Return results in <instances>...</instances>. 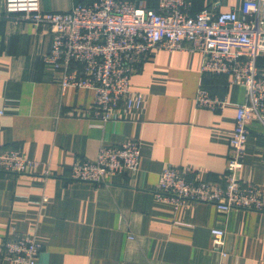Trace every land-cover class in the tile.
Returning <instances> with one entry per match:
<instances>
[{
  "label": "crops",
  "instance_id": "0c3cea01",
  "mask_svg": "<svg viewBox=\"0 0 264 264\" xmlns=\"http://www.w3.org/2000/svg\"><path fill=\"white\" fill-rule=\"evenodd\" d=\"M90 1L39 3L43 11H66ZM128 1L157 7V0ZM241 2L190 0L189 11L208 7L239 15ZM51 42L48 28L0 16V151L19 149L39 163L29 174L0 171V264H23L2 257L3 242L13 235L35 237L36 264H264V213L222 212L198 201L174 208L152 193L167 165L191 167L200 180H220L245 88L229 75L202 72L199 52L160 49L130 77L141 104L120 110L103 128L92 127L94 91H61L43 58ZM257 66L264 71V51ZM200 86L225 98L224 108L199 106ZM248 130L238 177L264 190V125L251 120ZM126 139L140 145L135 172L101 183L70 179L74 162L94 160L100 147ZM213 227L225 232L226 257L212 248Z\"/></svg>",
  "mask_w": 264,
  "mask_h": 264
},
{
  "label": "built area",
  "instance_id": "2783aa9c",
  "mask_svg": "<svg viewBox=\"0 0 264 264\" xmlns=\"http://www.w3.org/2000/svg\"><path fill=\"white\" fill-rule=\"evenodd\" d=\"M189 8L190 0H157L156 9L128 0H92L66 11H43L39 0H4L0 16L51 31L44 61L54 69V82L61 91L68 87L94 91L90 126L97 128L117 121L120 110L141 104V93L130 90L129 81L150 53L160 49L199 52L202 72L229 75L246 91L245 101L236 107L224 172L220 180L208 182L198 179L191 167L167 165L160 171L153 196L174 208L198 201L213 203L222 212L264 213V190L238 177L248 124L257 120L264 125V71L257 66L264 51V0H242L239 15L208 7L191 13ZM196 102L220 111L226 99L200 86ZM139 158L140 145L134 139L104 145L94 160L74 162L70 179L101 183L107 176L135 172ZM38 166L37 160L26 158L19 149L0 151V171L29 174ZM43 174L50 175L49 167ZM210 232L212 248L226 257L224 230L213 227ZM39 251L33 235H13L2 245L3 259L23 264H36Z\"/></svg>",
  "mask_w": 264,
  "mask_h": 264
}]
</instances>
